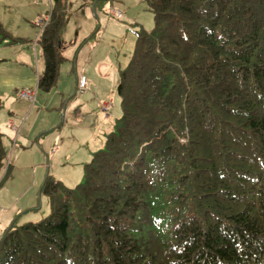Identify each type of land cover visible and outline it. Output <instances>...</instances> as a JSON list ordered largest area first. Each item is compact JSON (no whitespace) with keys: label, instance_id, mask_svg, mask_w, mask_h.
Wrapping results in <instances>:
<instances>
[{"label":"trees","instance_id":"1","mask_svg":"<svg viewBox=\"0 0 264 264\" xmlns=\"http://www.w3.org/2000/svg\"><path fill=\"white\" fill-rule=\"evenodd\" d=\"M50 1L42 92L64 61ZM144 3L120 118L81 183L46 176L48 213L1 232L0 264H264V0ZM17 41L0 23V46ZM6 158L0 133L1 174Z\"/></svg>","mask_w":264,"mask_h":264},{"label":"crops","instance_id":"2","mask_svg":"<svg viewBox=\"0 0 264 264\" xmlns=\"http://www.w3.org/2000/svg\"><path fill=\"white\" fill-rule=\"evenodd\" d=\"M72 1H74L75 4L74 6H71L72 8H70L69 0H65V9L67 11V19L69 17V21L67 20L64 30L62 31L61 53L64 57L63 63L67 62L69 66L66 67V70H71L70 74L74 77V80L72 76L68 75L65 78L68 80V82H65V85L60 87L61 90H59L58 93L59 98H65V92L72 91L71 84L73 82V94H71L70 97H68V95L66 96L68 97L66 100L69 101L64 99L65 104L63 105V110L58 109L61 107L59 106L60 101L55 106L53 105V107H50V109L53 111L56 109L58 114L61 115V121L59 124L55 117V113H44L42 108L33 109L29 113V118L32 117L30 126L27 127L26 131H24L25 134L23 132L18 136L20 127L24 120L20 122L16 117H19L21 113L24 115L27 108V102L31 106L34 101H38L39 104L42 103L41 100L38 99L39 91L37 89V82L43 75L45 64L42 49L36 41L45 27L40 32V28L37 26L39 29L38 33L36 32L37 35L35 33L33 34V27L26 28V36H24L23 31L17 32L19 33L18 35H15L14 32H9L10 35L18 41L12 45L6 44L0 46L4 48L0 50V107L2 108L3 106L7 110L9 115L7 122L9 123V130L13 135V137L10 135V138H7V140L8 142L9 140L11 142L13 141L14 144L19 138L20 143H22L15 153L16 158L13 160V164L11 166L14 171L12 183L9 185V189L7 188V190H2L0 192V203L2 200L8 202L7 205L3 206L4 209L1 210L0 207V220H2L4 217H7L8 221H14L16 218L18 219L19 215L22 213L23 214L21 216L30 212L29 210L33 212L37 211L38 209H42L39 204L41 195L38 193L42 183L44 182V179L47 176V170L49 171V169H51L53 171H57L60 169L68 171L70 174L77 173L76 176L81 177V166L83 167L84 174L85 165L90 162L95 152L102 149L105 135L109 133L114 126V124L111 123V117L113 118V115H109V112L106 115L104 113L101 115L99 110L102 111V103L107 101H109L111 104L113 103L112 88L115 86L116 91L118 82V79L116 80L115 77V72H118V70L121 69V65H127L129 61L128 59H130L129 55L131 56L132 52L130 54L126 51L124 55H121L119 52L116 54L117 56L114 57H112L111 54H108L110 57L108 60H106L107 62L103 57L99 59L97 57L90 58L86 63L82 64L81 70L78 71L76 69V65L79 52L83 48L82 46H85L89 41H91L98 29L101 30L103 38L104 32L108 31L109 29V22H105L102 28V21L100 22V27L99 25L97 27V24L95 25V18H97V15L94 11L99 4H102L107 0ZM76 1L79 2L78 6L76 5ZM46 2L47 8L41 12H38L32 19L35 21V23L40 20L45 22L47 25L49 22L51 1L46 0ZM138 3L141 6L144 4L143 6L147 10L144 0H138ZM32 6L34 7L35 5ZM86 7H91L93 15L87 13ZM114 10L115 9H110L108 13L109 17H113L110 14ZM42 14L46 15L43 17ZM113 18L116 19L115 17ZM136 24L137 22H134L131 25L134 26ZM150 25L151 24H147L146 27H149ZM133 30H136V28H133ZM115 33V35H107L108 42L111 44H113L114 36L123 35V42L128 36L126 29H120ZM101 43L102 42L100 41L95 49L100 48ZM68 45H70V49L68 48ZM103 48L104 47L101 46V53L103 52ZM68 49L72 52V60H69L67 56ZM10 56L13 57L12 60H10ZM42 67H44L43 72ZM81 75L86 78L88 87L84 92L79 93L78 81ZM20 91H35L33 103L18 98L17 93ZM55 95L52 96V98L50 95H48L47 98L42 96V98L45 99V103H47V101L53 99ZM12 96H14V98ZM71 96H76V98L72 100ZM120 116L121 115H119L117 119H119ZM14 117L15 122L12 120ZM2 126L3 124L0 127ZM14 127L16 130L13 129ZM51 131H57L56 136L55 133H52ZM49 132L51 133L47 135ZM43 135L46 136L40 139V137ZM49 136L52 138V141H55V138L57 139L56 153L50 155H48L43 150H47V138H49ZM33 138L35 139L36 145L39 148V153L36 149L35 152L36 155L40 156V159L32 164L23 165L24 161H19L18 158H28L26 159L28 162L32 160L31 157L25 153V149H27L29 143H31V139ZM80 140H82L84 146L82 151L79 147L77 149L73 147L75 145H79ZM3 142L6 145V142ZM52 149L53 147L50 149V151H52ZM40 150L44 152L45 159L40 153ZM14 152L15 151H13V154ZM76 167L78 169L75 171ZM52 175L54 178H56L55 174ZM14 189H17L18 191H14ZM36 207L38 209L34 210ZM0 232H2V230H0Z\"/></svg>","mask_w":264,"mask_h":264},{"label":"rangeland","instance_id":"3","mask_svg":"<svg viewBox=\"0 0 264 264\" xmlns=\"http://www.w3.org/2000/svg\"><path fill=\"white\" fill-rule=\"evenodd\" d=\"M46 4H47L46 0H0V23L2 24L3 28L8 33L14 32L15 35H18L19 33H17V32L23 31L24 36H26L27 35L26 28L33 27L35 29L34 30L32 28L33 34L34 33L36 34V32L38 33L39 29H38L37 25L35 24V21H33L32 19L34 18V16L38 12H41L42 10H45V8H47ZM69 4H70V8H72L71 6H74L75 2L72 0H69ZM78 4H79V2L76 1L77 6H78ZM32 5H35V6L33 7ZM143 5L144 4H142V6H141L138 3V0H107V1L103 2L102 4H99L94 11L95 14L97 15V18H95V25L97 24V27H98V25L100 27V22L102 21L101 22V28H102L105 22H109V29H108V31L104 32L105 36L103 34V38H102L101 30L98 29L97 33L93 36L91 41H89L85 46H82L83 48L81 49V51L79 52V55H78L79 57L77 60L76 69L78 71H80L82 64L86 63L90 58L97 57L99 59V58L103 57L104 60L106 61L110 57V55H108V54H111L112 57L117 56L116 54H118L119 52L121 53V55H124L126 53V51L131 54L134 43H135V39H136V34L134 32L135 30H133V28L138 29V28L142 27L145 30H150L153 26L152 15L148 10L145 9V7ZM112 6H114V7H112ZM86 8H87V13L90 15H93V13L91 11V7H86ZM110 9H115L117 11H120L122 13V18L120 20H116L113 17H109L108 13H109ZM125 13H126V15H125ZM42 15L44 17L46 14L45 15L42 14ZM43 17H40V18H43ZM37 19H39V18H37ZM67 20L69 21V17ZM134 22H137V24L134 26L131 25ZM147 24L148 25L151 24V25L149 27H146ZM120 29H124V30L126 29V32L128 35L126 37V40L123 42L122 41L123 35H120V36L118 35V36H114L113 44L109 43L107 35L108 36L109 35H115L116 34L115 32L119 31ZM130 36H131V39H130ZM105 38H106V40H105ZM100 41L102 42L100 44V48H101V46L104 47L102 53L100 52V48L95 49L98 46V43ZM69 47H70V45H68V48ZM2 49H4V48L0 47V50H2ZM69 49L67 50V54H68L67 56H68L69 60H72L71 59L72 58V52L69 51ZM108 50H110V51H108ZM106 52H107V54H106ZM9 58H10V60H12L13 57L10 56ZM129 58H130V55H129ZM61 65L59 68L58 79L56 81L55 86L52 87L49 92H42V91L38 92V95H39L38 99L41 100L42 103L39 104L38 101H34V103L31 106L27 102V108H26L24 115H23V113H21L19 115V117H16L19 119L20 122L22 120H24L21 127H20L18 136L21 135L24 131H26L27 127L30 126V122L32 120V117L29 118V113L33 109H37V108L41 109L42 108L44 113H47V114L48 113H50V114L55 113V117L58 121V124L61 121V115L58 114L56 109H55V111H53L52 109H50V107H53V105L55 106L60 101L59 106H61V107H59L58 109L63 110V105L65 104V100L68 97H70L71 94H73V82H72V84H71L72 91L71 92H68V91L65 92V98H59L58 92H59V90H61L60 87L64 86L65 82H68V80L65 78L68 75L72 76L70 74L71 70L70 71H69V69H68V71L66 70V67H69L68 63L64 62ZM124 66H125V64L121 65L120 68H122ZM43 69H44V67H42V72H43ZM115 73H116L115 77L117 80L118 79V72H115ZM72 78L74 80L73 76H72ZM112 92H113V101H112L113 102L112 103L113 108H111V110L109 111V115H111V116L113 115V118L111 117V123L115 124L117 117L119 115H121V106H120V99L118 98L116 91H115V86L112 88ZM43 94H45V95H43ZM48 95H50L51 98L54 95H55V97L53 99H50L49 101H47V103H45L46 100L43 99L42 96L47 98ZM67 95H68V97H66ZM14 96H12V97L14 98ZM76 96H73V97L71 96L72 97L71 99L72 100L75 99ZM17 101H21V100H17ZM66 101H69V100H66ZM23 112H24V110H23ZM99 113L101 115H103V112L101 110H99ZM8 117H9V115L7 113L6 108L3 106H2V108L0 107V126L3 124V126L0 127V133L2 134V141L6 142V145L4 144V142H3V144L5 147L6 153H7L6 163L8 164V166H5L3 173L2 174L0 173V192L2 190H7V188L9 189V185L12 183V177L14 175V171H13L11 166L13 164V160H15V158H16L15 153L22 144V143H20L19 138L17 139V141L14 144H13V141L11 142L9 140V142H8L7 138H10V135H11V137H13V135L11 134V132L9 130V123L7 122ZM12 120L15 122V117ZM22 126H23V128H22ZM21 128H22V130H21ZM51 132L55 133V136H56L57 131H51ZM51 132H49L47 135H49ZM24 134H25V132H24ZM45 136L46 135L41 136L40 139L45 137ZM35 137H38V136H35ZM47 139H48L47 150L46 149H43V150L48 155L56 153V150H57L56 140L57 139L55 138V141H52V138H50V136ZM79 143H80L79 145H75L73 147L76 149L79 147L80 150L82 151V149L84 147L82 140H80ZM52 147H53V149H52V151H50V149ZM35 149L39 153V150H38L39 148L37 147L36 141L33 138V139H31V143H29L27 149H25V153L28 156H30L32 160L28 162L26 160L28 158H24V157H19L18 160L19 161L23 160L24 161L23 165H25V164L28 165V164H32V163L36 162L37 160L40 159V156L36 155ZM13 151H15L14 154H13ZM40 153L42 154L43 157L45 156V154L42 150H40ZM12 154H13V156H12ZM44 159H45V157H44ZM77 169L78 168L76 167L75 171ZM80 170H81V177L76 176L77 173L70 174V172L60 170V169H58L57 171H53V170L49 169V171L48 170L46 171V174L51 179L59 182L62 185V187L73 188L74 186L78 185L79 183H81L83 181V175L84 174H83V167L82 166H81ZM6 171H7V173H6ZM5 173H6V175H5ZM52 174H55L56 178H54ZM14 191H18V190L14 189ZM0 204H2V205H0L1 210H2V209H4L3 206L7 205L8 202H5L2 200ZM39 204L42 207V209H38L37 211H33V212L30 211L21 217L19 216L18 222L19 223L36 222L40 218L45 216L49 211L47 198L40 197ZM0 221L4 222V223L0 222V230L4 231L6 228H8L11 225L13 220L8 221V218L4 217ZM0 236H1V233H0Z\"/></svg>","mask_w":264,"mask_h":264},{"label":"built area","instance_id":"4","mask_svg":"<svg viewBox=\"0 0 264 264\" xmlns=\"http://www.w3.org/2000/svg\"><path fill=\"white\" fill-rule=\"evenodd\" d=\"M110 15H112L116 19L122 18L121 13L116 10L112 11ZM35 24L40 28V32L46 25L45 22H42L40 20H38ZM86 89H87L86 78L83 75H81L78 81V92L82 93ZM17 97L20 98L21 100L30 101L33 103L34 98H35V91H20L17 93ZM101 108H102L103 113L106 115L111 110L112 104L109 101L104 102L102 103ZM13 129L16 130L15 127ZM5 166H8V164L6 163Z\"/></svg>","mask_w":264,"mask_h":264}]
</instances>
